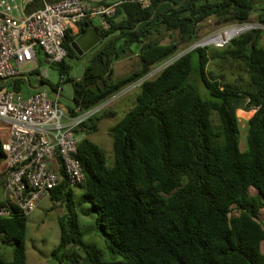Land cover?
Here are the masks:
<instances>
[{"label":"trees","instance_id":"obj_1","mask_svg":"<svg viewBox=\"0 0 264 264\" xmlns=\"http://www.w3.org/2000/svg\"><path fill=\"white\" fill-rule=\"evenodd\" d=\"M257 3L264 5V0H103L106 6L117 5L107 31L88 21L79 34H68L64 46L69 59H81L72 48L81 33L93 28L103 40L85 76L74 82L73 115L76 109L93 110L135 84L138 93L134 106L109 130L113 165L88 138L79 140L84 183L71 188L64 180L51 192L53 205L65 208L61 242L51 254L56 261L264 264L263 31L245 32L224 48L200 47L178 57L183 45L186 50L200 40L199 31L208 21L214 29L246 24ZM257 22L264 24V6ZM167 36L170 41L163 44ZM133 45L139 68L108 82L115 57L133 54ZM66 59L55 65L64 77L70 69ZM170 61L156 78L146 79ZM228 69L241 74L230 81L224 74ZM40 84L51 86L48 80ZM27 85L22 79L7 84L18 93ZM51 88L57 91L59 85ZM108 110L84 122L75 135L96 133L104 115L115 116ZM239 110L255 111L247 121L244 152L238 118L244 112L237 117ZM1 145L0 135L3 164ZM75 189L91 205L82 213L96 215L106 249L121 261H104L103 251L85 242ZM26 237L27 217L14 212L0 221V242L13 247L12 260L0 258V264H27Z\"/></svg>","mask_w":264,"mask_h":264},{"label":"built area","instance_id":"obj_2","mask_svg":"<svg viewBox=\"0 0 264 264\" xmlns=\"http://www.w3.org/2000/svg\"><path fill=\"white\" fill-rule=\"evenodd\" d=\"M102 1L0 0V135L6 156L0 174V221L14 212L28 217L64 180L71 188L85 181L77 158L79 140L75 130L119 94L85 113L76 109L73 115L60 103L63 75L54 99L47 90H41L46 86L24 95L7 84L22 79L32 88L31 74H36L39 82L47 80L48 68L42 75L36 73L41 58L49 63L47 67L62 63L67 58L64 41L68 34L80 32L81 24L99 19L102 29L107 31L108 19L116 14L117 5L106 6ZM251 30L264 31V24L222 27L190 50L224 48L232 39ZM29 65L34 68L25 70Z\"/></svg>","mask_w":264,"mask_h":264},{"label":"rangeland","instance_id":"obj_3","mask_svg":"<svg viewBox=\"0 0 264 264\" xmlns=\"http://www.w3.org/2000/svg\"><path fill=\"white\" fill-rule=\"evenodd\" d=\"M120 1V0H113ZM263 7V4L257 3L256 10L252 13L250 21L248 23H257V16L259 14L260 8ZM94 24L97 26H101V22L99 19L94 20ZM213 21H208L202 30L199 31L200 40L197 42H201L206 39L208 36L214 34L219 29H214ZM174 39H178V34L174 33ZM170 41V38L167 36L163 40V44H167ZM196 43V44H197ZM261 46L264 47V31L262 34ZM195 45V44H194ZM185 46L181 47L182 53L178 55L181 56L184 53L188 52L190 48L185 50ZM131 52L128 55L122 53V59L119 60L117 57V62L113 65V72L107 77V81L109 80H117L126 75H129L133 71L137 70L140 66L139 57L136 56L137 47L136 45L131 46ZM89 55V54H88ZM87 55V56H88ZM66 64L70 66L69 74L65 77V83L61 84L62 97L60 98V103L67 107L73 108L74 104L71 103V99L73 96L72 86L68 78L70 80H79L82 78L84 74V67L86 64V59H66ZM165 64V63H164ZM163 64V65H164ZM34 66L29 65L25 68V70L33 69ZM48 68V69H47ZM49 71V78L47 79L51 86L59 85L60 81V73L55 65L51 67H47L44 63L43 58H41V65L36 69V73L38 75H42L44 70ZM162 71V67H158L153 70L146 79H154L158 76V74ZM224 74L228 77L230 81L236 80L238 76L241 74L240 71L237 70H226ZM33 87L30 88L28 85L24 87L22 93L24 95H28L33 92L40 84L37 79L36 74H31L30 76ZM246 80V77L243 76ZM34 89V90H33ZM41 90H47L51 98H55L54 94L50 91V89L46 87H42ZM138 91L136 90V84L131 86L130 88L122 91L117 99L110 103L108 111L115 113V116L104 115L98 123V131L96 133L87 134L86 132H82L77 137L78 140L89 139L94 144H96L102 151L105 152L107 156V164L108 166L113 165V148H112V139L109 134L110 128L119 122L127 112L134 106L136 96ZM104 108V109H106ZM254 110L250 113V117L246 116L244 113H241L240 117H237L240 120V150L246 151V138H247V119L253 117ZM252 114V115H251ZM247 120V121H246ZM4 165L0 164V174L3 170ZM82 190L75 189V197L79 213V223L81 226V230L84 234L85 242L95 244L99 249L103 251V260L106 262L111 261H121V257H115L106 249V243L104 239L101 237L100 231L96 226V215L93 212H90L89 215H85L82 213V210L91 209V205L82 201ZM251 194H256L254 189H251ZM65 215V208H63L60 204L57 206L53 205V202L49 197L45 198L37 209L32 212L27 217V237H26V253H27V264H60L56 261L52 256V252L55 248H57L61 242V227L60 220ZM261 219L264 221V210L261 212ZM12 250L13 247L10 245H6L0 242V258L3 260L10 262L12 260ZM262 252L264 254V242L262 243Z\"/></svg>","mask_w":264,"mask_h":264},{"label":"water","instance_id":"obj_4","mask_svg":"<svg viewBox=\"0 0 264 264\" xmlns=\"http://www.w3.org/2000/svg\"><path fill=\"white\" fill-rule=\"evenodd\" d=\"M101 41H102V38L99 36V34L96 32V30H94L93 28H90L89 30L85 31L84 33H81L77 37V39L72 44V48L77 53V56L80 58V57H83L88 52H90L93 48H95L96 46H98L101 43ZM117 57L118 56H116L115 59H117ZM177 58L178 57H176L174 60H176ZM91 60H92V58L89 59L86 62L85 67H84V74H83L82 78L85 76L87 65L89 64V62ZM171 62L172 61H170L169 63H167L164 66H162V69L164 67H166L167 65H169ZM46 64H49V63L46 62ZM82 78L79 79V80H75V81L71 82L72 88H73L74 82L81 81ZM42 86H46L47 88L50 89V91L53 94H55V95L57 94V92L55 90H53L51 88V86H49L48 84H46V85L41 84L40 87H42ZM71 103L75 104V93H73V96H72V99H71Z\"/></svg>","mask_w":264,"mask_h":264},{"label":"flooded vegetation","instance_id":"obj_5","mask_svg":"<svg viewBox=\"0 0 264 264\" xmlns=\"http://www.w3.org/2000/svg\"><path fill=\"white\" fill-rule=\"evenodd\" d=\"M102 47H103V40L101 41V43L98 45V46H96L95 48H93L90 52H88L87 54H85L83 57H88L87 59H86V62L89 60V59H91V58H93V56H95L96 54H97V52L98 51H100L101 49H102ZM89 54V55H88ZM88 55V56H87ZM80 58H82V57H80Z\"/></svg>","mask_w":264,"mask_h":264},{"label":"crops","instance_id":"obj_6","mask_svg":"<svg viewBox=\"0 0 264 264\" xmlns=\"http://www.w3.org/2000/svg\"><path fill=\"white\" fill-rule=\"evenodd\" d=\"M264 6V5H263ZM79 33V32H78ZM78 33H73V35H77ZM40 87V85L36 88V89H38ZM239 112H244V113H247V112H245V111H243V110H239L237 113L239 114ZM253 113H255V111H253ZM251 119V118H250ZM250 119H247L248 121L250 120ZM246 120V121H247Z\"/></svg>","mask_w":264,"mask_h":264}]
</instances>
